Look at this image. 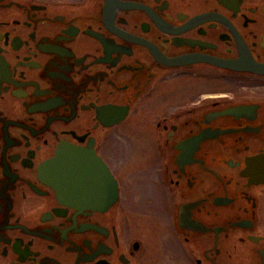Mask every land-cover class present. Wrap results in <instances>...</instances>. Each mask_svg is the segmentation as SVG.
Returning a JSON list of instances; mask_svg holds the SVG:
<instances>
[{"label": "flooded vegetation", "instance_id": "flooded-vegetation-1", "mask_svg": "<svg viewBox=\"0 0 264 264\" xmlns=\"http://www.w3.org/2000/svg\"><path fill=\"white\" fill-rule=\"evenodd\" d=\"M0 264H264V0H0Z\"/></svg>", "mask_w": 264, "mask_h": 264}, {"label": "water", "instance_id": "water-1", "mask_svg": "<svg viewBox=\"0 0 264 264\" xmlns=\"http://www.w3.org/2000/svg\"><path fill=\"white\" fill-rule=\"evenodd\" d=\"M69 149L65 148L63 152H68ZM46 172L48 176L54 179L59 184L64 193H69L78 190L79 187L71 186L73 184L74 174L70 168V162L66 158H56L47 164ZM76 184H82L83 177L81 172L75 174Z\"/></svg>", "mask_w": 264, "mask_h": 264}]
</instances>
